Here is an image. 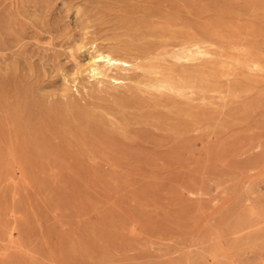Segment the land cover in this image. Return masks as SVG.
Returning <instances> with one entry per match:
<instances>
[{"label": "rangeland", "instance_id": "rangeland-1", "mask_svg": "<svg viewBox=\"0 0 264 264\" xmlns=\"http://www.w3.org/2000/svg\"><path fill=\"white\" fill-rule=\"evenodd\" d=\"M0 264H264V0H0Z\"/></svg>", "mask_w": 264, "mask_h": 264}, {"label": "bare ground", "instance_id": "bare-ground-1", "mask_svg": "<svg viewBox=\"0 0 264 264\" xmlns=\"http://www.w3.org/2000/svg\"><path fill=\"white\" fill-rule=\"evenodd\" d=\"M173 58L176 62H190L198 57L207 59L210 56L211 44L207 39H202L195 34H188L182 39H176L172 44ZM159 48L156 47L155 50ZM119 56L101 50L90 58L87 63V70L96 79L106 76V71L111 69L129 71L134 67H139L142 57L132 54V51L126 47L118 49ZM147 58V57H146ZM145 58V59H146ZM119 84H125V78H114ZM153 87L159 92L175 93L179 97H186L191 86L186 80L179 76L175 77L173 73H162L152 83Z\"/></svg>", "mask_w": 264, "mask_h": 264}]
</instances>
